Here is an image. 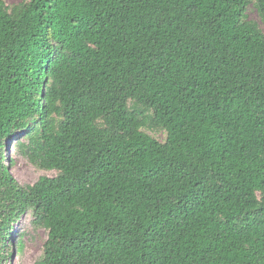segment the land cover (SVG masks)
<instances>
[{"label": "trees", "instance_id": "obj_1", "mask_svg": "<svg viewBox=\"0 0 264 264\" xmlns=\"http://www.w3.org/2000/svg\"><path fill=\"white\" fill-rule=\"evenodd\" d=\"M250 5L264 24V0H0V264L28 213L47 231L34 264H264ZM19 131L54 178L11 175Z\"/></svg>", "mask_w": 264, "mask_h": 264}, {"label": "rangeland", "instance_id": "obj_2", "mask_svg": "<svg viewBox=\"0 0 264 264\" xmlns=\"http://www.w3.org/2000/svg\"><path fill=\"white\" fill-rule=\"evenodd\" d=\"M7 6L19 4L25 0H1ZM248 21L255 22L262 33L264 34V24L260 21L255 8L250 5L246 10ZM26 131V130H25ZM17 135L12 136L6 142L5 146V158L3 162L10 169L11 175L18 182L19 185H33L41 177L54 178L56 176L55 171H43L32 166L26 159L21 157L17 152L14 144L16 139L22 135V132H17ZM148 135L163 142L165 139V132L163 131H146ZM33 217L30 213L22 216L19 220H16L13 224L12 243L9 246V254L5 256V260L2 264H34L43 253V245L47 240V231L34 225ZM20 241L22 243L21 251H18L16 247H12L13 244H17Z\"/></svg>", "mask_w": 264, "mask_h": 264}]
</instances>
